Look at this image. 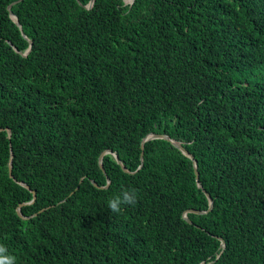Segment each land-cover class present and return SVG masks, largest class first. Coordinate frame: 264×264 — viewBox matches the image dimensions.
Listing matches in <instances>:
<instances>
[{
  "label": "trees",
  "instance_id": "16d2710c",
  "mask_svg": "<svg viewBox=\"0 0 264 264\" xmlns=\"http://www.w3.org/2000/svg\"><path fill=\"white\" fill-rule=\"evenodd\" d=\"M90 2L0 0V243L16 264H264V0Z\"/></svg>",
  "mask_w": 264,
  "mask_h": 264
},
{
  "label": "water",
  "instance_id": "95a60500",
  "mask_svg": "<svg viewBox=\"0 0 264 264\" xmlns=\"http://www.w3.org/2000/svg\"><path fill=\"white\" fill-rule=\"evenodd\" d=\"M94 1L95 0H91V2H90V6H92L93 4H94ZM17 1H15V2H13L12 4H14V3H16ZM132 2H133V0H132ZM12 4H10L9 5V8H11V6H12ZM89 6V7H90ZM10 13L12 14V17L17 21V24H19L20 26H21V24H20V22H19V20H18V18L13 14V11H10ZM30 51V49H28V51L27 52H29ZM24 55H26V54H24ZM3 128H0V130H2ZM7 132H8V137H11V130L8 128L7 129ZM156 138H164V139H167V140H170L175 146H177L179 149H181L187 156H189V157H191L192 158V160L194 161V168H195V173H196V181H197V183H198V186L199 187H201V188H203V185H202V183L200 182V175H199V170H198V165H197V160L195 159V156L192 154V153H190L185 147H184V145H183V143L181 142V141H178V140H176V139H174V138H172L170 135H168V134H166V133H156V132H151L147 137H145L144 139H143V141H142V147H144V144H145V142L147 141V140H150V139H156ZM112 152V150L111 149H107V150H105L101 155H100V160H99V162H100V166L104 169V166H103V156L105 155V154H107V153H111ZM13 153L11 154V156H10V161H9V172H10V175L11 176H13L12 175V170H13ZM143 157H144V152L141 154V159L143 160ZM116 158H117V161H118V163L119 164H121L122 166H123V169L124 170H126L127 171V168L123 165V163H122V161H121V159L118 157V155H116ZM105 170V169H104ZM110 179H108V184L105 186V187H108V185L110 184ZM22 185H24V186H26L27 188H29V185L27 184V183H25V182H20ZM95 184H97L96 182H94ZM204 191H205V193H206V195H207V197H208V199H209V201H210V206H209V209L208 210H197V211H195V210H193V209H191V210H188L187 212H189V211H191V212H197V213H206V212H208V211H210L212 208H213V206H214V200H213V198H212V196L210 195V193L209 192H207L206 191V189H204ZM36 192L35 191H33V199H32V201L31 202H34L35 200H36ZM186 212V213H187ZM185 213V215H184V217L189 221V222H191V220L187 217V214ZM222 239V238H221ZM222 246H225V241L222 239ZM200 264H204V263H200Z\"/></svg>",
  "mask_w": 264,
  "mask_h": 264
},
{
  "label": "clouds",
  "instance_id": "9594fccd",
  "mask_svg": "<svg viewBox=\"0 0 264 264\" xmlns=\"http://www.w3.org/2000/svg\"><path fill=\"white\" fill-rule=\"evenodd\" d=\"M128 1L132 2V0ZM110 154L114 155L115 159L117 160L116 155L118 154L116 152L112 151ZM138 197L139 192L137 189L125 188L108 199L107 207L112 213L120 214L123 211V206H135L138 202ZM0 264H16V257L8 254L7 246L3 243H0Z\"/></svg>",
  "mask_w": 264,
  "mask_h": 264
}]
</instances>
